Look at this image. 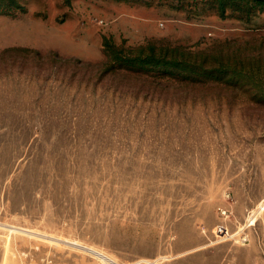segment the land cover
I'll list each match as a JSON object with an SVG mask.
<instances>
[{
	"label": "rangeland",
	"instance_id": "rangeland-1",
	"mask_svg": "<svg viewBox=\"0 0 264 264\" xmlns=\"http://www.w3.org/2000/svg\"><path fill=\"white\" fill-rule=\"evenodd\" d=\"M263 203L264 0H0V264H221Z\"/></svg>",
	"mask_w": 264,
	"mask_h": 264
},
{
	"label": "crops",
	"instance_id": "crops-1",
	"mask_svg": "<svg viewBox=\"0 0 264 264\" xmlns=\"http://www.w3.org/2000/svg\"><path fill=\"white\" fill-rule=\"evenodd\" d=\"M230 249V254L233 256H224L222 258V253ZM213 254L217 257L213 263H238V264H264V241L263 244H259L257 240H254L249 246L239 247L233 246L229 248L228 246L220 245L214 249ZM250 253L251 258H247L246 254ZM218 255L221 257L218 260Z\"/></svg>",
	"mask_w": 264,
	"mask_h": 264
},
{
	"label": "bare ground",
	"instance_id": "bare-ground-1",
	"mask_svg": "<svg viewBox=\"0 0 264 264\" xmlns=\"http://www.w3.org/2000/svg\"><path fill=\"white\" fill-rule=\"evenodd\" d=\"M263 210H264V203L260 207L255 208L252 211L251 210L250 211H251V213H258V212L263 211ZM10 231H13V230H10ZM8 237H9V235H8ZM228 237L229 238L231 237V234L230 233L228 235H226L225 238L222 237L221 239L218 238V240H212L209 243L204 244V245H202L200 247H204V246H207V245H212V244H217V243L224 242L226 240V238H228ZM9 238H11V237H9ZM73 243L76 244L78 242L77 241H74ZM85 247L88 250H90L93 254L97 255L98 258H100L101 261L104 264H142V262H144V264H163V263H165L166 260H168V259H170L172 257V256L163 255V256L158 257L157 259L144 258V259H141L142 261H139L140 260L139 259L138 262H136V263H126V262L121 261L118 257H116L115 255L109 253L106 250H102V249H99V248H95L93 246L92 247L91 246H85ZM190 250L181 252L178 255L185 254V253L189 252Z\"/></svg>",
	"mask_w": 264,
	"mask_h": 264
},
{
	"label": "built area",
	"instance_id": "built-area-1",
	"mask_svg": "<svg viewBox=\"0 0 264 264\" xmlns=\"http://www.w3.org/2000/svg\"><path fill=\"white\" fill-rule=\"evenodd\" d=\"M231 196V192H228L227 194V199L229 200ZM220 212L223 217L228 218L231 216L232 211L229 206L221 207ZM254 219V218H253ZM253 220H246L240 225L235 228V230L232 231L231 236L232 238L237 239L240 243L246 245L250 242L251 236H252V231L251 228L254 225V222L252 223ZM218 231H226L225 226L219 225Z\"/></svg>",
	"mask_w": 264,
	"mask_h": 264
}]
</instances>
